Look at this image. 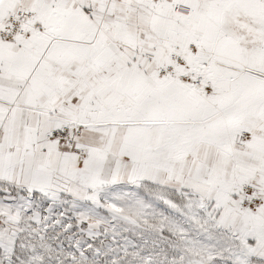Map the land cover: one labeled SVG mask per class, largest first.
Returning a JSON list of instances; mask_svg holds the SVG:
<instances>
[{"label":"snow or ice","instance_id":"1","mask_svg":"<svg viewBox=\"0 0 264 264\" xmlns=\"http://www.w3.org/2000/svg\"><path fill=\"white\" fill-rule=\"evenodd\" d=\"M0 264H264V0H0Z\"/></svg>","mask_w":264,"mask_h":264}]
</instances>
